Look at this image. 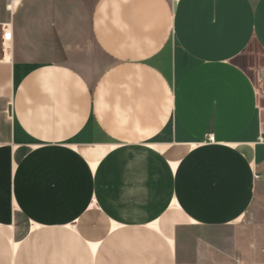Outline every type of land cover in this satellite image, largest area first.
I'll use <instances>...</instances> for the list:
<instances>
[{
  "label": "crops",
  "instance_id": "crops-1",
  "mask_svg": "<svg viewBox=\"0 0 264 264\" xmlns=\"http://www.w3.org/2000/svg\"><path fill=\"white\" fill-rule=\"evenodd\" d=\"M252 42L264 0H0V264H253Z\"/></svg>",
  "mask_w": 264,
  "mask_h": 264
},
{
  "label": "rangeland",
  "instance_id": "rangeland-1",
  "mask_svg": "<svg viewBox=\"0 0 264 264\" xmlns=\"http://www.w3.org/2000/svg\"><path fill=\"white\" fill-rule=\"evenodd\" d=\"M237 62L244 67L259 85L264 81V53L258 45L252 42ZM240 226L248 228L247 238L252 239L254 245L264 247V200L257 202L248 211ZM243 232V231H242ZM253 264H264V251L253 250Z\"/></svg>",
  "mask_w": 264,
  "mask_h": 264
},
{
  "label": "built area",
  "instance_id": "built-area-1",
  "mask_svg": "<svg viewBox=\"0 0 264 264\" xmlns=\"http://www.w3.org/2000/svg\"><path fill=\"white\" fill-rule=\"evenodd\" d=\"M20 2V0H7V7L9 8V9H13L15 6H17V4ZM3 38H4V41H10L11 40V38H12V33H11V31H6V32H4V34H3ZM5 49L7 50V51H10L11 50V44H9V42H8V44L5 46ZM261 140H263V138H261ZM208 141H210V142H214V136L213 135H210V136H208ZM260 177V175H256V178H259Z\"/></svg>",
  "mask_w": 264,
  "mask_h": 264
}]
</instances>
